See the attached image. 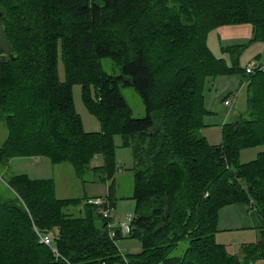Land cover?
I'll use <instances>...</instances> for the list:
<instances>
[{
  "label": "trees",
  "instance_id": "obj_1",
  "mask_svg": "<svg viewBox=\"0 0 264 264\" xmlns=\"http://www.w3.org/2000/svg\"><path fill=\"white\" fill-rule=\"evenodd\" d=\"M0 11L11 45L10 54L0 50L7 131L0 167L27 156L67 162L84 182L89 171L97 181L111 179L113 208V134L120 133L133 156L129 235L143 247L122 255L118 230L110 236L109 220L85 202L88 196L58 198L53 178L12 173L8 195L0 196V264H252L264 257V151L238 161L241 149L264 145V66L247 72L239 65L247 44L222 47L230 63L207 45L210 30L232 24H249L250 41H264V0H0ZM103 57L118 75L103 69ZM232 73L245 83L246 109L222 124L220 143L208 144L194 134L203 127L205 78ZM120 81L140 95L144 116L132 117ZM74 84L82 85L100 131L84 130ZM96 153L103 166L91 164ZM236 202L248 206L261 238L244 245L241 257L214 239L219 210ZM36 230L51 236L60 256Z\"/></svg>",
  "mask_w": 264,
  "mask_h": 264
},
{
  "label": "rangeland",
  "instance_id": "obj_2",
  "mask_svg": "<svg viewBox=\"0 0 264 264\" xmlns=\"http://www.w3.org/2000/svg\"><path fill=\"white\" fill-rule=\"evenodd\" d=\"M252 37L251 26L249 24H232L222 25L220 27L210 30L207 34V45L210 51L216 57H222L230 63L229 54L223 51L222 47L236 45V44H247L239 54V65L241 67L248 66L249 62L259 63L264 66V41H250ZM103 69L110 75H118L120 69L115 63L108 57L101 59ZM250 63V64H252ZM234 74V73H232ZM58 75L61 80L64 79V67L61 60L58 61ZM224 75V74H219ZM217 76V75H216ZM120 92L125 98L128 106L131 109L132 117H142L145 115V106L140 95L134 89L133 86L127 85L120 81ZM83 90L81 84H74L72 86V98L76 111L79 113L83 128L85 131H100L101 123L95 114L89 111L83 101ZM90 94L95 98V91L93 87H90ZM236 91L231 98V105H229L228 113L222 115L232 116L243 112L246 109V96L245 86L239 87L237 94ZM236 97V101H233ZM225 101V100H224ZM223 101V103H224ZM224 106V105H223ZM221 110V108H220ZM219 110V111H220ZM221 114V113H220ZM205 133L208 135L205 139L208 144H218L221 142V129L219 126L209 125L204 127ZM7 131L4 123L0 120V144L6 137ZM194 134L198 137H203L204 133L202 128L195 130ZM113 143L115 148L116 163L118 165V171L114 175V190L115 206H113L111 212V229L114 232L118 230L119 237L116 239L118 248L122 253L135 254L142 250V244L139 239L131 237L129 233H122L120 226L122 223H126L131 226V222L135 216V200L130 198L132 192V167H133V156L132 149L128 146L122 145V136L120 133L115 132L113 134ZM264 151V145L243 148L238 153V161L240 163H247L257 158L258 153ZM27 156L12 158L9 160L7 166L0 167V196L8 195V187L6 184L7 176L12 173H23L27 174L31 178H53L55 185H63L65 193L67 195L75 196L78 195L82 187H86L84 181L74 174L72 166L67 163H59L57 165L51 164L48 157L39 156ZM92 165L103 166L104 158L101 153H96L91 161ZM96 173V172H95ZM98 174V173H96ZM95 176L89 171L85 174L84 179L87 178L86 182L93 180ZM111 182V179H110ZM91 183V182H89ZM103 183V182H102ZM99 186V190L102 191L105 186ZM109 184V183H108ZM97 185L95 186V188ZM108 190V189H107ZM100 196H105L108 199V192ZM111 206V205H110ZM67 212L76 211L75 208L69 207L66 209ZM219 229V228H218ZM217 229V230H218ZM115 233V232H114ZM216 242L223 244L227 251L241 257L244 253V245H255L261 238L260 233L257 229H246V230H226L217 231L214 234ZM187 245V239L181 241L178 245V249L172 251L173 255L179 254ZM125 264V263H115ZM153 264H162L161 261H156ZM252 264H264V257L254 259Z\"/></svg>",
  "mask_w": 264,
  "mask_h": 264
},
{
  "label": "crops",
  "instance_id": "obj_3",
  "mask_svg": "<svg viewBox=\"0 0 264 264\" xmlns=\"http://www.w3.org/2000/svg\"><path fill=\"white\" fill-rule=\"evenodd\" d=\"M250 63L252 62H249V64ZM243 86H245V83L242 82L240 75L237 73L208 76L205 78L203 90H202L203 102H204L203 105L205 109V114L202 117L203 127H201L204 133L203 137L206 138L208 136L204 131V127L206 126L214 125V126H219L221 129L222 124L227 120L228 117L222 114L228 113L230 108L229 105H231L232 103L230 102L229 105H226L223 103V101L226 100V98H231V95H233L235 91L237 94L239 87H243ZM235 101H236V97L233 101V104ZM225 107H227V109L224 112L223 109ZM38 157L39 156H37V160H40L38 159ZM89 182L85 181L84 183L86 184V187H82L80 193L75 196L67 195L68 193H65L66 190H64L63 185H59V186L55 185V195L58 198H70V197H80V196L93 197V196H100L108 192L107 189L110 180H108L105 183H102L93 178V180ZM100 183H102L103 185L104 184L107 185L102 191L99 190V186L101 185ZM96 185L97 187L95 188ZM217 225L219 228L218 231L243 230V229L246 230L253 228L256 229L254 227L252 217L250 216V213L248 211V206L239 202L224 206L219 210Z\"/></svg>",
  "mask_w": 264,
  "mask_h": 264
},
{
  "label": "built area",
  "instance_id": "obj_4",
  "mask_svg": "<svg viewBox=\"0 0 264 264\" xmlns=\"http://www.w3.org/2000/svg\"><path fill=\"white\" fill-rule=\"evenodd\" d=\"M253 68H254L253 64H248V66H246V71L252 72ZM230 102H231V100H225L224 104L229 105ZM85 202L87 204L94 205L99 210V213H101V215L104 218H107L109 220L107 223V228L109 230L110 236H114L115 233L111 229V220H110L112 217V212H111L112 206L109 205L107 198L105 196H93V197H89L88 199H86ZM119 228H120V231L122 233H129L130 232V226L127 225L126 223H122ZM36 233H37L38 240L40 243L49 247L55 257L60 256L58 249H57L56 245L53 244V241H52V238L50 235H48L46 233L39 232L37 230H36ZM120 253L122 255H124V253H122V252H120Z\"/></svg>",
  "mask_w": 264,
  "mask_h": 264
},
{
  "label": "water",
  "instance_id": "obj_5",
  "mask_svg": "<svg viewBox=\"0 0 264 264\" xmlns=\"http://www.w3.org/2000/svg\"><path fill=\"white\" fill-rule=\"evenodd\" d=\"M1 17H2V12L0 11V50L3 53L10 54L11 45H10V42H9V40L7 38L5 27H4L3 23L1 22ZM11 58H13V56H11ZM253 66L255 67L256 64H253ZM226 109H227V107H225L223 109V111L225 112Z\"/></svg>",
  "mask_w": 264,
  "mask_h": 264
}]
</instances>
